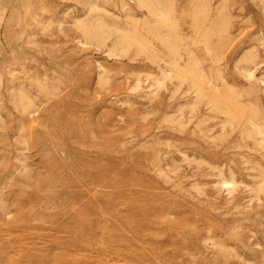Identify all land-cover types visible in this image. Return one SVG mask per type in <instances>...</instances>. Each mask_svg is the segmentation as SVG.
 <instances>
[{
	"label": "rangeland",
	"instance_id": "1",
	"mask_svg": "<svg viewBox=\"0 0 264 264\" xmlns=\"http://www.w3.org/2000/svg\"><path fill=\"white\" fill-rule=\"evenodd\" d=\"M98 3L110 14L123 12L120 0ZM226 7L234 12L232 35L245 39L249 33L257 32L260 47H264V13L255 0H227ZM13 10L26 23L10 20L11 31L36 33L46 40L50 37L48 31L54 32L50 39L52 49L36 53L33 66H27L28 77L24 78L25 72L15 65L20 79L35 82L39 78L53 90L36 99L37 111L32 123L28 121L30 131H25L27 145L17 141L19 113L6 92H2L6 106H1V114L6 131L3 130V137L0 135V172L6 164L14 165L16 151L23 150L27 152L26 161L32 163L30 173L35 175L28 177L31 180L27 182L0 175V202L11 212L7 214L0 207V264H219L208 258L217 248L211 240L191 242L195 226L201 233H220L224 229L223 238L219 239L230 242L224 243V248L230 251L236 247L226 253L228 257L224 256L226 264H264V193L255 196L249 191L258 166L264 165V147L248 137L238 139L237 131L220 140L217 127L210 131L215 132L212 140L191 133L198 115L204 111L203 105L196 114L185 107L183 126L167 121L165 116L173 113L176 102L185 96L183 87L170 97L173 83L169 82L155 94L146 95L152 81L147 74L157 72L155 64L140 55L111 56L103 46L79 44L71 19L80 15L82 9L75 0H12L1 15V32ZM178 20L181 29L187 27L188 21ZM193 49L197 55L202 51L199 57L207 66L209 59L203 48L195 44ZM97 60L109 68L103 82L97 79L102 70ZM1 71L5 82L10 74L6 66ZM138 76L140 88L134 90ZM210 122L206 120L207 125ZM34 132L41 134V140L35 138ZM219 165L225 175H229L232 166L240 180L235 191L240 206L226 201L225 189H215ZM17 198L24 200L25 205L15 206ZM175 205L178 212L161 216L162 210ZM141 209L157 214L156 220L143 213L134 218L133 211ZM20 215L22 219H15ZM218 227L222 229L219 231ZM170 232L176 237L169 239ZM242 236L246 245L236 240Z\"/></svg>",
	"mask_w": 264,
	"mask_h": 264
},
{
	"label": "bare ground",
	"instance_id": "2",
	"mask_svg": "<svg viewBox=\"0 0 264 264\" xmlns=\"http://www.w3.org/2000/svg\"><path fill=\"white\" fill-rule=\"evenodd\" d=\"M11 1L12 0H0V18L6 5ZM75 1L80 4L82 9V13L80 15L75 16L74 19L72 17L71 19V23L77 30L75 37L79 44L85 46L88 43H93L95 46H103L104 51L111 56L128 54L130 58H135L140 55L155 64L157 72L153 71V74H147V78L152 77V81L149 82L151 89H148L149 92L147 91L146 95L148 93L149 95L155 94L158 88H161V86L167 87L169 82L173 83L172 91L169 93L170 97L173 96L174 92L179 87H183L185 96L183 97V100L176 102L174 112L172 113V111H170L171 114L165 116L167 121H176L179 125L183 126L186 122H184L185 120L182 121L181 117L183 116L185 107L189 106V109L196 114L199 107L203 105L204 111H201L198 115L197 121L190 129L191 133H195L201 138L210 137L212 140L215 137L214 133L219 132V139L224 140L228 134L233 131H237L238 139H246L248 137L251 138V140L257 145L264 147V68H262V64H264V57H262L264 56V51L262 50H264V47H260L261 42L258 40L261 37L257 32L253 33V35L249 33V37L245 39H236V36L232 35L233 32L230 27L232 16H234L232 14L234 12L231 13L227 9V0H182L179 3L175 0H131L132 3L129 0H120V7L123 11L122 14H114L115 12L110 14L111 12H106L105 9L99 5L100 2L98 3V0ZM255 3L259 6L261 12L264 13V0H255ZM24 4L25 8L28 7V1ZM33 18L36 19L34 16ZM178 18L188 21V30L184 31V28L186 29L187 27H184L183 29L180 28L181 26ZM10 20H13L14 23H23V25L26 23L24 17L17 14L16 10H13L9 14L8 21L3 25L2 32L0 31V135L3 137L4 135L2 132H4L3 130L6 131L3 121L4 118L2 119L1 114V106H6L5 103L2 102L3 98L1 97L3 95L2 92L5 91L8 99L12 102L13 106L19 113L16 122V131L18 132L17 141L18 143L21 142L25 144L27 142L25 131L28 123H32L31 118L37 111L36 99L39 94L52 93L53 88L45 80H40L39 78H35V82H25L24 79H20L22 76H19L16 73L15 65H19L20 69L25 72L24 78L28 77L30 75V71L27 66L30 64L33 66V61L37 60L36 53L41 50L52 49V42H50V39L54 32L49 33L47 30L48 35L50 36L47 40L44 38L40 39L36 36V33L24 34L23 32H13L10 30ZM181 22L183 23V21ZM44 28L45 26L43 29ZM59 30L63 31L62 28ZM195 44L200 45V47H202L206 52L207 55L205 53L204 55L208 56L207 58L209 59V61L207 59V66L205 65V62L204 64L202 63L200 59L201 56L199 57L202 51L200 50L201 52L198 53L199 55H197L196 51H194L193 45L195 46ZM97 65L102 69L98 72L97 79L98 81L103 82V80L108 77L109 68L98 60ZM3 66L7 67V72L10 74V76L6 78L5 82H3L4 80L1 71ZM18 71L20 72V70ZM32 78L34 79V77ZM139 80L140 77L138 76L135 84L132 86V89L135 90L140 88ZM32 85L35 86V90L32 89ZM175 111L177 114H175ZM208 119H210L211 122L207 125L206 120ZM215 127H217L215 132H210ZM27 130L30 131L29 129ZM28 134H31V132H28ZM34 134L37 140H41V134L39 135V132H34ZM29 136L27 135V138ZM24 147L22 146V148ZM16 152L15 158L17 159V162H15L14 165H12L13 163L6 164L5 167H3V171L1 170L0 175L4 174L5 176H11L13 179H16L15 181L27 182L26 180L29 179L31 175H35L30 173L31 168L29 165H32V163L30 164L26 161V158H28L26 157L27 152L25 153L23 150L19 152L17 150ZM155 155L156 154L153 156ZM28 156L30 155L28 154ZM159 158L160 157H158V160ZM211 163H213V161ZM50 164L51 163H49V165ZM231 167H229L228 170L229 175H225L224 168L219 165L217 172L220 177L218 176L219 178L213 185L217 190L221 188L225 189L227 193L225 196V199H227L226 201L231 202L236 207L237 205L240 206L242 204L239 196L235 193L240 180L235 177L234 169ZM159 171H161V168ZM255 173L257 177L252 179L249 191H251L250 193L253 192L256 196L261 192L264 193V165L261 164V166H258V170ZM166 175H164V177ZM23 201L24 200L18 199L15 202V206H19L23 203L25 205V202ZM0 207L5 213H11L10 209H8V206L4 202H0ZM174 212H178L177 205L173 206L171 209L162 210L160 214L161 216L167 217L170 213L172 214ZM140 213H143L145 217H149L150 220H156L154 216L157 214L150 212V214H148L145 209L133 211V217H137ZM15 219H22L21 215L19 217H15ZM169 225L177 229V226L174 224ZM220 228L219 231L222 229ZM193 229H195V232L194 238H191V242L194 243L196 239L198 240L200 238L205 242L211 240V243L216 245L217 248H214V252L208 256L209 260L211 259L215 263L219 264H226L227 261H225L224 256L228 257L229 255H226V253H232L236 247H232L233 250L230 249V251H228L227 248H224V243H230L227 240V242H223L224 240L222 241L219 239L223 236L224 231L222 230L224 229H222L220 233L214 231L209 232V230L206 232L204 231L205 233H201L197 230L198 228L196 229V226L195 228L193 227ZM137 232L139 233V231ZM168 237L169 239H173L176 237V233L170 232ZM234 237L236 238V234ZM236 240L243 241V236L242 238L238 237ZM233 254H235V252ZM231 261L232 260H230V262ZM168 263L171 262L168 261Z\"/></svg>",
	"mask_w": 264,
	"mask_h": 264
}]
</instances>
